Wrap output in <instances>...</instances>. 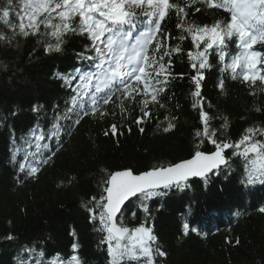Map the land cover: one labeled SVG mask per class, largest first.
I'll return each instance as SVG.
<instances>
[{
  "label": "trees",
  "instance_id": "obj_1",
  "mask_svg": "<svg viewBox=\"0 0 264 264\" xmlns=\"http://www.w3.org/2000/svg\"><path fill=\"white\" fill-rule=\"evenodd\" d=\"M6 7L8 0H0V36L9 38L0 39V264H74V255L81 264H109L107 244L101 243L105 233L88 210L94 208L97 214L101 210L92 198L98 201L104 194L109 173L122 169L141 173L194 154L195 131L203 128L200 109L192 106L197 99L192 95L196 90L192 77L197 71L203 73V110L218 130V139L235 142L248 127L264 128V83L245 82L240 69L234 75L227 67L241 52L235 37L223 49L224 61L219 60L221 48L214 46L208 50V66L199 69L197 63L193 68L195 61L188 52L195 54L198 49L190 34L177 27L180 20L170 11L161 28L171 34L168 43L179 44L181 51L164 57L166 64L170 61L171 77L159 103L148 106L150 117L138 125L143 97L126 101L125 112L113 97V102L100 108L106 115L92 113L94 87L85 94L79 77L97 72L99 61L86 33L69 32L60 50L48 51L45 45L56 40L45 34L43 26L37 35L17 34L22 0H12L9 17L4 18ZM188 12L187 19L198 25L230 18L223 9L202 3ZM145 26H149L147 18L141 16L132 30L134 36ZM181 35L186 38L179 40ZM255 50L264 53V45ZM73 107L75 111L69 113ZM224 118L227 127L221 129ZM169 121L175 127L165 133ZM112 124L117 125L115 135ZM256 138L264 140V136ZM199 150L211 152L215 146L205 140ZM236 151L226 149L228 163L207 179L157 189L162 194L148 200L133 197L122 207L117 222L152 227L166 252L155 257L156 264H264V212L260 211L264 180L248 182L252 154L246 158L234 155ZM32 167L39 170L32 174ZM185 223L196 231L184 235ZM73 244L78 247L73 249Z\"/></svg>",
  "mask_w": 264,
  "mask_h": 264
},
{
  "label": "snow or ice",
  "instance_id": "obj_2",
  "mask_svg": "<svg viewBox=\"0 0 264 264\" xmlns=\"http://www.w3.org/2000/svg\"><path fill=\"white\" fill-rule=\"evenodd\" d=\"M22 3L23 14L17 34L24 37L37 35L43 26L45 34L56 40L55 44H46V50H60L63 37L69 32L86 33L91 39L92 48L99 61L96 65L98 71L85 73L79 79L83 82L85 94H88L95 82L90 93L93 114L99 112L101 116L106 115L107 112L100 111V108L113 102V97L120 100L122 112L127 111L124 107L126 101L134 102L137 97H143L139 101L142 115L135 122L139 125L145 118L150 117L148 106L159 103V96L165 91L171 77L168 67L170 61L166 64L164 57L181 51L179 44L172 47L168 43L171 34L163 33L161 28L162 21L170 11H174L180 20L177 27L190 34L198 49L195 54L188 52V56L195 61L193 68H197V63L199 69L208 66V50L214 46L221 48L219 60L224 61L226 53L223 49L235 37L241 52L232 58L227 67L234 75L240 69L245 82L253 85L257 81L264 83V53L255 50L257 45H264V0H22ZM197 3L205 4L210 9H223L230 14V18L225 21L217 20L210 26L191 22L187 19L188 9ZM11 4L12 0H8L9 7L3 10L4 18L9 17ZM195 10L199 12L201 9ZM141 16L147 18L149 26L134 36L132 30ZM25 19L27 23L24 22ZM77 19L79 23L76 22ZM185 38V35H181L179 40ZM0 39L9 38L0 36ZM201 44L202 51L199 50ZM202 79L201 71H197L192 77L196 86L192 95L197 98L192 106L200 109L203 128L195 131L198 142L191 158L157 165L139 174H134L131 169L109 173L103 189L104 194L98 201L96 197L92 198L96 201V207L101 210L98 214L94 208L88 210L92 213V219H98L99 231L105 233L101 243L107 244L109 264H128L129 261L156 264V256H166V252L158 245V238L151 226L141 223L129 228L122 222H117V214L122 213V206L131 197L148 200L162 194L157 189L186 186L190 177L207 179L209 173L228 163L226 149H235L237 151L234 155L239 154L246 158L252 154L249 159L248 182L264 180V140L256 138L264 136V128L248 127L235 142L218 139V130L211 127V117L203 110L200 99ZM219 87L223 90V81ZM100 93L103 95H98ZM72 104L77 105L75 98ZM74 111L75 107L68 109L69 113ZM224 120L221 129L227 127V118ZM75 122L79 123V119ZM174 127L169 121L163 131L167 133ZM110 128L115 135L117 125L112 124ZM205 140L215 146L214 151L199 150ZM38 170L37 167H32L31 173L35 174ZM141 203L144 212L148 213L147 204L143 201ZM260 211L264 212V208ZM183 230L184 235H188L190 230L196 231L194 228L190 229L187 223L183 225ZM236 243L239 244L238 239ZM72 247L76 249L78 245L73 244ZM71 261L81 264L80 258L75 255L71 257Z\"/></svg>",
  "mask_w": 264,
  "mask_h": 264
},
{
  "label": "water",
  "instance_id": "obj_3",
  "mask_svg": "<svg viewBox=\"0 0 264 264\" xmlns=\"http://www.w3.org/2000/svg\"><path fill=\"white\" fill-rule=\"evenodd\" d=\"M190 158H191V157H190ZM187 159H189V158H187ZM222 166H223V165H222ZM122 170H125V169H122ZM117 171H121V170H117ZM147 171H148V170H147ZM214 171H215V170H214ZM114 172H115V171H114ZM143 172H144V171H143ZM134 174H139V173H134ZM209 174H210V173H209ZM193 178H196V177H190L189 179H193ZM132 198H133V197H131L130 199H132ZM130 199H129V200H130ZM127 202H128V201H126L125 204H126ZM125 204H124V205H125ZM124 205H123V206H124ZM123 206H122V207H123ZM118 215H119V213L117 214V216H118ZM138 226H139V225H138ZM127 227H129V228H133V227H136V226H132V227L127 226Z\"/></svg>",
  "mask_w": 264,
  "mask_h": 264
},
{
  "label": "bare ground",
  "instance_id": "obj_4",
  "mask_svg": "<svg viewBox=\"0 0 264 264\" xmlns=\"http://www.w3.org/2000/svg\"><path fill=\"white\" fill-rule=\"evenodd\" d=\"M148 26H145L143 29L145 30L146 28H147ZM95 72V71H94ZM93 73V72H92ZM95 83V82H94ZM94 83H93V87H94ZM196 178H198V177H196Z\"/></svg>",
  "mask_w": 264,
  "mask_h": 264
},
{
  "label": "rangeland",
  "instance_id": "obj_5",
  "mask_svg": "<svg viewBox=\"0 0 264 264\" xmlns=\"http://www.w3.org/2000/svg\"><path fill=\"white\" fill-rule=\"evenodd\" d=\"M58 264H65V262H61V261H59Z\"/></svg>",
  "mask_w": 264,
  "mask_h": 264
}]
</instances>
